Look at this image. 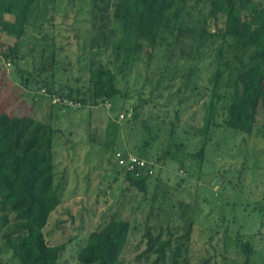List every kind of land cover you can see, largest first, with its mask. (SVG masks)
Instances as JSON below:
<instances>
[{
	"label": "trees",
	"instance_id": "16d2710c",
	"mask_svg": "<svg viewBox=\"0 0 264 264\" xmlns=\"http://www.w3.org/2000/svg\"><path fill=\"white\" fill-rule=\"evenodd\" d=\"M77 1L81 2L68 0V3L74 7ZM85 1L73 15L83 13L87 6L85 22L92 54L96 56L100 50L103 54L110 46V39L120 33L133 39V49L147 58L137 70L141 75L140 86L122 91L117 86L116 75L107 84L106 72L110 70L93 62V58L89 73L95 71L96 76L91 81L103 82L102 91L94 90L90 80L88 85L82 84L80 74L77 78L70 77V62L58 59L60 49L55 35L48 32L57 26L55 15L61 0H0V27L13 40V43L0 40V57L8 64L17 65L22 54L32 57L39 50L41 61L35 74L20 69L19 84L13 85L19 93L14 95L28 101L31 112H0V234L19 257L17 264L62 263L67 244L51 245L43 234L52 213L61 204L56 164L52 153L47 152L48 143H53L61 131L53 127L52 118L69 116L72 107L81 111L87 108L91 122L95 107L106 103L115 106L123 98L119 110L127 119V126L136 127L137 136L134 134L135 138L124 145L120 142L123 128L117 126L110 144L93 143L100 144L104 150L111 149V162L115 163L112 184L119 182L121 195L129 194L137 203L136 210L144 209L146 219L153 220L154 224H147L144 230L145 248L136 257V264H208V260L192 261L190 237L196 219L208 222L211 242L219 227L228 221V206L234 196H229L225 187L238 189L244 171L262 168V162L251 154L254 149L249 141L256 134L264 111V0ZM62 17L65 20L69 14ZM146 20H156L158 27L155 36L146 38L144 44L141 34ZM37 31L43 33L45 43L49 39L51 43L45 47L40 44V49L36 45L25 50V40ZM47 50L50 51L46 55ZM157 98L163 102H156ZM131 100L128 107L126 104ZM198 102L204 103L205 108L202 124L193 127L192 140L186 144L179 142L175 136V119L182 110ZM218 116L224 118L218 121ZM113 123L110 120L109 126ZM43 130L49 131L47 143L42 139ZM194 143L195 148L189 150ZM117 153L125 157L133 155L144 165L136 166L135 170L121 167ZM218 155L225 159L224 164L230 157L241 159L240 168L233 170L231 164L226 169L216 168L214 159ZM189 158L201 163L199 180L208 175L210 185L223 186L218 192L211 191L209 196L219 215L213 224L210 214L201 215V204L206 198L202 201L198 197L190 201L179 198L185 190L180 185L187 179L178 176V172L188 174ZM170 168L178 174L173 184L168 182ZM194 187L198 196L197 186ZM158 203L166 205V210ZM246 203L245 209L252 205L249 210L264 216V199ZM176 217L180 224L171 225ZM225 228V239L231 240L233 233L230 234L229 226ZM242 228L240 225L234 232V240L245 256L244 264L254 263L256 255L259 264H264V255L255 252L251 241L241 233ZM131 231L129 219L113 215L88 234L73 258L77 264H121ZM38 233L36 250L29 252L20 240Z\"/></svg>",
	"mask_w": 264,
	"mask_h": 264
},
{
	"label": "rangeland",
	"instance_id": "374dc122",
	"mask_svg": "<svg viewBox=\"0 0 264 264\" xmlns=\"http://www.w3.org/2000/svg\"><path fill=\"white\" fill-rule=\"evenodd\" d=\"M85 2V0L77 1L74 7L68 3V0H61L60 2L55 15L57 26L55 29L48 30L51 34L54 33L52 35H55L57 46L60 49L58 50V59L62 62H70L72 66H69L72 69L71 78H77L81 75L82 84L88 85L87 80H90L91 87L94 90L96 88L97 92L103 90L104 83L91 81V78L96 76L95 71L92 75L91 72L89 73L91 58L96 64H103L106 69L110 70L106 72V77L109 78L105 79L107 84H111L113 75H116L117 86L122 91H125L126 87L134 89L136 86H140L141 75L137 74V70L142 67V64L146 63L147 58L141 56L138 50L133 49L135 44L133 39L130 40L129 37L117 33L118 35L113 40L110 39V46L103 51V54L101 53L102 50L96 56L92 54L88 39V24L85 22L86 17H88L86 13L88 11L87 6L83 8V13L77 14L75 17L73 15L79 8H82L81 5ZM65 13H68L69 17L63 20L62 15ZM157 25L156 20L144 21L141 34L143 36L142 43H146V38L155 36ZM0 40L13 43L11 38H7L2 27H0ZM117 42L119 52L116 49ZM48 43H51L50 39L45 43L43 33L31 32L29 38L25 40L24 49L29 50V47L36 45V48L39 47L40 49V44L45 47ZM49 51H46V55ZM94 52L95 49H93ZM117 52L118 55H116ZM39 56V50L32 57L28 53H24L17 65L8 64L9 62L6 63L0 57V112H9L10 114L31 112V105L28 101L21 99L19 96V98H16L17 96L14 94L17 93V89H14L13 85L19 84L20 80L17 72H20V69L21 72L26 71L35 74L36 69L41 64ZM4 66H6L5 69ZM79 68L82 72H79ZM133 100L126 105L131 107ZM205 100H207V97ZM156 102L162 103L163 99L157 98ZM123 103L124 99L119 98L115 106L112 103H106L95 107L91 115V122L88 120L89 109L87 108L81 111L72 107L69 116L52 118L53 127L61 131L56 134L53 143H48L47 152L52 153L56 164V182L61 204L52 213L43 234H45L47 242L51 245L67 244V251L63 255L61 264H77V261L73 258L74 252L76 254L84 245L91 231L104 225L113 215L121 219H129L132 223L130 242L122 255L121 264H136V257L145 248L144 230L147 224H154L153 220L148 221L146 219L144 209L136 210L137 203L129 194L121 195V184L119 182L115 185L112 184L115 180L113 173L115 163L111 162V149L104 150L100 144L93 143L105 141L110 144L114 139L117 126L123 128L121 129L123 137H120L122 138L120 142L124 145L137 136V133L134 132L136 127L131 129L129 125L127 126V119L119 110ZM219 112L222 113V109ZM204 114L205 108L202 102L193 104L179 113L177 119H175L177 124L175 136H177L179 142L186 144L187 140H192L193 127L202 124ZM143 115L144 113L142 117ZM40 116H44L42 111H40ZM129 116L130 113L127 117ZM171 118L174 119V114ZM220 118L224 117L218 116V121H220ZM108 120L114 122L112 127L109 126ZM259 124L256 134L249 141V146L254 149V153L251 152V154L262 162V168L252 167L248 171H244L238 189L233 190L229 186L225 187L224 190L227 189L229 196L236 198L232 197L230 199L228 221L223 227H219V233L214 236L211 242L209 241L210 233L207 232L208 222L205 219H196L190 237V253L194 263L208 260V264H244L245 256L240 247L237 246V241L234 240V232L239 229L240 225L243 226L240 229L241 233L245 235V239L251 241V246L255 249V252L264 255V216L259 217L257 212L249 210L252 205L247 209L244 206L247 200L250 201V204H253L264 199V111L259 119ZM185 131L188 133H185ZM187 134L188 136H186ZM48 137L49 131L44 132L43 130L42 139L46 143ZM115 139H117L116 136ZM41 144L42 141L40 146ZM195 144L190 145L189 150L195 148ZM217 158L214 159V163L218 169H226L230 167V164L233 170L241 166V159L237 160L230 157L226 159L227 162L224 164L225 159H222L220 155ZM200 166L201 163L198 159L189 158L186 161L188 174L186 175L181 171L178 172V175L176 169L170 168L171 174L168 182L174 183L175 174L186 178L185 184L180 185L185 190H182L179 198L186 201H190L195 197H198V201L206 198L207 200L201 204V215L210 214V220L213 224L219 215L215 205L210 202L209 196L211 191L218 192L223 186L217 183L210 185L208 175L199 180ZM195 185L198 189V196L195 193ZM238 198L243 199V202L238 201L240 200ZM158 204L161 205L162 210H166V205ZM233 204H236L235 208L232 207ZM170 224L179 225L180 221L176 217ZM226 226H229L230 234L233 233L231 240L225 239ZM37 235H40V233L33 234L31 237H23L20 240L29 252L36 250ZM165 236L166 232H164ZM72 237L74 240H70ZM41 242H44V237H41ZM258 258L259 256L256 255L254 263L251 264H259L260 260ZM18 260L19 257L14 254L13 249L8 246L0 234V264H17Z\"/></svg>",
	"mask_w": 264,
	"mask_h": 264
},
{
	"label": "built area",
	"instance_id": "2783aa9c",
	"mask_svg": "<svg viewBox=\"0 0 264 264\" xmlns=\"http://www.w3.org/2000/svg\"><path fill=\"white\" fill-rule=\"evenodd\" d=\"M118 163L121 167H128L129 170H135L136 166H143L144 162L138 160L133 155L123 156L121 153H117Z\"/></svg>",
	"mask_w": 264,
	"mask_h": 264
}]
</instances>
